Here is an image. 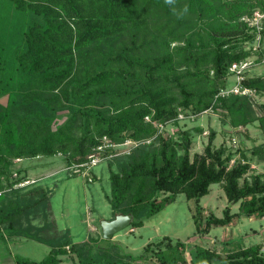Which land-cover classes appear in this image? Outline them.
Instances as JSON below:
<instances>
[{
  "label": "trees",
  "instance_id": "1",
  "mask_svg": "<svg viewBox=\"0 0 264 264\" xmlns=\"http://www.w3.org/2000/svg\"><path fill=\"white\" fill-rule=\"evenodd\" d=\"M254 9L263 11L264 0H0V226L7 237L49 246L42 259L20 257L13 264H61L66 247L70 264H129L120 248L89 239L75 244L68 229L47 238L42 227L15 226L17 215L50 205L49 191L39 185L20 193L17 185L29 177L13 169L15 160L61 155L71 167L112 154L111 146L96 150L103 137L111 145L137 143L117 160L118 170L109 168V204L114 215L132 213L133 227L172 195L198 204L211 184H220L239 209L230 213L226 206L222 217L210 214L203 225L195 216L200 234L236 216H264V175L245 176L244 152L229 165L233 155H224L225 146L213 148L210 131L203 152L191 157L190 130L174 131V138L163 129L179 113L187 119L212 110L233 128L256 121L264 138V105L257 108L253 99L264 93V74L243 72L240 87L249 93L220 94L234 75L231 64L253 54L264 58L260 46L244 45L264 37V19L259 38L249 23ZM251 153L264 162V141ZM155 245L137 258L149 251L160 264H264L260 243L224 257L191 244L188 259L183 241L164 236Z\"/></svg>",
  "mask_w": 264,
  "mask_h": 264
},
{
  "label": "rangeland",
  "instance_id": "2",
  "mask_svg": "<svg viewBox=\"0 0 264 264\" xmlns=\"http://www.w3.org/2000/svg\"><path fill=\"white\" fill-rule=\"evenodd\" d=\"M254 11H259V9H254ZM244 45L245 47L260 46L264 50V37L260 38L259 42L256 40L253 44L244 42ZM257 57V54H253L248 58L250 63L253 61L245 69L248 75L264 74V58L257 61ZM234 81V75H230L227 82L228 89L234 85ZM253 99L257 108L260 104L264 105V93L253 95ZM64 112H66L64 109L60 110V113ZM197 127L201 130L198 131ZM163 129H166L168 135L173 134L174 138L177 136L175 135L177 130H190L189 152L191 157L194 153L203 152L210 131H214L212 146L213 148L226 147L224 155L227 152L233 155L229 165L241 156L240 152H244L250 160V169L245 176L249 177L251 172L264 175V162L257 160L251 153L255 145L262 144L264 141L256 121L245 127L233 128L220 112L206 110L193 115V119L192 117L178 118L176 124H167ZM130 141L132 140L111 145L112 154L90 166L89 169L94 175L93 181L90 182L81 174L80 169L67 168L66 160L61 155L15 160L13 169H22L21 173L25 172L29 177L25 184L17 185L20 187V193H24L33 185H39L49 191L50 203L47 207L37 206L30 213L22 212L17 215L14 218L15 226L31 225L30 230L32 231L36 227H42L39 234L47 238L59 237L68 229L75 244L80 245L89 239V241H98L103 246H111L112 251L117 249L119 251L120 248L121 253L129 255L124 258L129 264H160L149 251L146 253L147 256L138 258L137 256L149 243L156 250L155 244L164 236H168L173 243L176 240L183 241L187 247L191 244H198L213 248L222 257L229 249L251 243H260L261 251L264 253V216L260 218L255 215L236 216L225 225L212 227L204 234H200L195 229V216L199 217L203 225L210 214L222 217L226 206H229L230 213L238 212L239 202L234 204L228 202L220 184H211L209 192L199 199L198 204L194 199H186L183 193L172 195L160 211L144 219L142 226L133 227L129 224L115 233L112 238H103L101 220L114 217L109 204V168L118 170L117 160L122 159L125 153L134 146ZM104 150L105 147L101 151L104 152ZM179 153L182 151L179 150ZM239 183H242V179ZM165 195L167 193H160L158 199ZM161 247L164 248V244ZM65 249L67 253L60 256L61 264H70L71 252L68 251V247ZM189 249L190 247L182 250L186 259L189 258ZM48 251V245L34 239L23 236L7 237L0 226V262L1 259L7 257H10L12 261L20 257L38 261ZM6 262L7 260L3 261V263Z\"/></svg>",
  "mask_w": 264,
  "mask_h": 264
},
{
  "label": "built area",
  "instance_id": "3",
  "mask_svg": "<svg viewBox=\"0 0 264 264\" xmlns=\"http://www.w3.org/2000/svg\"><path fill=\"white\" fill-rule=\"evenodd\" d=\"M262 19H264V10L262 11H254L252 14V17L249 19V23L251 26H255V28L257 29V38H259L260 36V29H261V23H262ZM258 41V40H257ZM253 62L248 60V61H240L239 63L234 62L233 64H231L230 66V71H232L234 73V77H235V81H234V85L227 90H222L220 92L221 95L226 94L227 92H234V93H249V91L247 89H241L240 87V83L241 80L243 79V72L245 71L246 67H248L249 65H251ZM192 117L193 119V115H189L187 118ZM178 118H185V116L182 113H179ZM160 128H162V125H160ZM103 140L106 141V143H104L101 146L97 147V151H99V153H102L101 150H103V147H109L111 146V144H109L106 140L105 137H103ZM127 142H129V140H127ZM133 145H136L137 143L135 141H130ZM107 156L104 157H100L98 155L91 157L89 161L81 163V164H77L71 167H67V168H71L73 170L75 169H80L81 174L86 178L87 181H93L94 179V175L91 172V170L89 169L91 165L95 164L98 160L102 159V158H106ZM78 172V171H77ZM24 183H20V184H25Z\"/></svg>",
  "mask_w": 264,
  "mask_h": 264
},
{
  "label": "water",
  "instance_id": "4",
  "mask_svg": "<svg viewBox=\"0 0 264 264\" xmlns=\"http://www.w3.org/2000/svg\"><path fill=\"white\" fill-rule=\"evenodd\" d=\"M132 221V213H117L112 219L101 220L102 237L106 239L112 238L115 233L128 226Z\"/></svg>",
  "mask_w": 264,
  "mask_h": 264
},
{
  "label": "crops",
  "instance_id": "5",
  "mask_svg": "<svg viewBox=\"0 0 264 264\" xmlns=\"http://www.w3.org/2000/svg\"><path fill=\"white\" fill-rule=\"evenodd\" d=\"M2 261L0 262V264H13V261L11 260V258L10 257H7V258H5V259H1ZM5 260H7V262L6 263H3V261H5ZM9 260H11V261H9Z\"/></svg>",
  "mask_w": 264,
  "mask_h": 264
},
{
  "label": "clouds",
  "instance_id": "6",
  "mask_svg": "<svg viewBox=\"0 0 264 264\" xmlns=\"http://www.w3.org/2000/svg\"><path fill=\"white\" fill-rule=\"evenodd\" d=\"M164 2L167 5H173L175 3V0H164ZM184 11H187V8H185Z\"/></svg>",
  "mask_w": 264,
  "mask_h": 264
}]
</instances>
